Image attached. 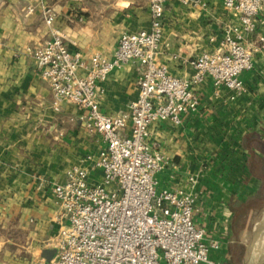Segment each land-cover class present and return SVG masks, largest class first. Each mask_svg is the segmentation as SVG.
Listing matches in <instances>:
<instances>
[{"label":"crops","instance_id":"crops-1","mask_svg":"<svg viewBox=\"0 0 264 264\" xmlns=\"http://www.w3.org/2000/svg\"><path fill=\"white\" fill-rule=\"evenodd\" d=\"M29 6L34 10L27 13ZM56 14L52 25L46 11ZM239 15L224 0L184 5L167 0L160 59L179 78L194 73L191 60L220 45L224 25ZM264 32V6L258 14ZM151 26L150 0H0V264H28L56 249L61 227L53 186L75 166L101 182L97 165L106 143L89 132L83 111L64 102L52 105L51 88L42 78L30 49L66 35L71 51L85 58L113 57L124 32ZM214 38V41L211 39ZM257 44L256 35L247 41ZM137 63H126L99 83L101 110L130 111L138 94ZM246 92L221 87L214 94L208 78L196 93L203 116L188 113L180 124L155 121L151 141L165 158L156 174L157 189L198 193L193 215L206 230L205 241L219 247L210 257L220 264H264L253 259L250 236L264 208V55H254L252 70L241 74ZM129 122L125 134H129Z\"/></svg>","mask_w":264,"mask_h":264},{"label":"built area","instance_id":"built-area-1","mask_svg":"<svg viewBox=\"0 0 264 264\" xmlns=\"http://www.w3.org/2000/svg\"><path fill=\"white\" fill-rule=\"evenodd\" d=\"M166 2L150 0V28L122 33L111 58L100 53L85 58L71 51L59 31L30 49L50 84L53 108L59 112L64 102L76 105L86 129L102 135L106 147L97 162L101 182L91 183L89 171L75 166L64 182L53 186L61 224L57 254L28 264H220L210 257L218 242L207 243L206 230L194 222L195 189H157L156 174L165 158L151 141L150 126L155 121L180 124L188 113L202 117L196 89L208 78L215 95L224 86L236 95L246 92L241 74L253 69L256 51L264 55V32H258L257 19L264 0H224L225 9L239 19L224 25L219 47L191 60L194 73L188 78L172 75L160 59ZM33 10L29 6L26 12ZM55 18L46 11L48 25ZM253 35L255 46L247 42ZM130 62L139 67L137 97L129 112L109 115L100 107L99 83Z\"/></svg>","mask_w":264,"mask_h":264},{"label":"rangeland","instance_id":"rangeland-1","mask_svg":"<svg viewBox=\"0 0 264 264\" xmlns=\"http://www.w3.org/2000/svg\"><path fill=\"white\" fill-rule=\"evenodd\" d=\"M260 212L256 223L252 227L250 236L251 254L254 260H259L261 259L260 257L264 256V237L261 233V223L264 221V208Z\"/></svg>","mask_w":264,"mask_h":264},{"label":"water","instance_id":"water-1","mask_svg":"<svg viewBox=\"0 0 264 264\" xmlns=\"http://www.w3.org/2000/svg\"><path fill=\"white\" fill-rule=\"evenodd\" d=\"M57 254V249H53L49 251L48 259H52L56 256Z\"/></svg>","mask_w":264,"mask_h":264},{"label":"bare ground","instance_id":"bare-ground-1","mask_svg":"<svg viewBox=\"0 0 264 264\" xmlns=\"http://www.w3.org/2000/svg\"><path fill=\"white\" fill-rule=\"evenodd\" d=\"M261 233L262 236L264 237V221L261 223ZM264 239V238H263ZM254 250V249H253ZM257 256V255H256Z\"/></svg>","mask_w":264,"mask_h":264}]
</instances>
